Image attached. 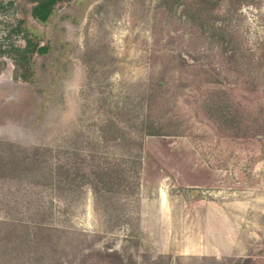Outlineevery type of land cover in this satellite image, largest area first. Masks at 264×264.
Listing matches in <instances>:
<instances>
[{
    "label": "rangeland",
    "instance_id": "obj_1",
    "mask_svg": "<svg viewBox=\"0 0 264 264\" xmlns=\"http://www.w3.org/2000/svg\"><path fill=\"white\" fill-rule=\"evenodd\" d=\"M23 81L0 56V264H264V0H65Z\"/></svg>",
    "mask_w": 264,
    "mask_h": 264
},
{
    "label": "trees",
    "instance_id": "obj_2",
    "mask_svg": "<svg viewBox=\"0 0 264 264\" xmlns=\"http://www.w3.org/2000/svg\"><path fill=\"white\" fill-rule=\"evenodd\" d=\"M31 4L30 16L39 25H45L54 14L55 6L65 0H25ZM204 1V0H202ZM16 35L23 40V44L12 39L9 42H0V56L12 60L15 71L20 79L29 81L34 78L33 55L44 54L50 49L49 43L40 45L42 35L33 25L27 24L25 19H18L16 24L8 30L9 35ZM2 61L0 64L2 65Z\"/></svg>",
    "mask_w": 264,
    "mask_h": 264
}]
</instances>
